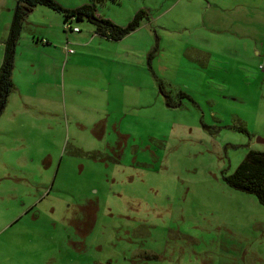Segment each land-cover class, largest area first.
Returning a JSON list of instances; mask_svg holds the SVG:
<instances>
[{"label":"rangeland","instance_id":"374dc122","mask_svg":"<svg viewBox=\"0 0 264 264\" xmlns=\"http://www.w3.org/2000/svg\"><path fill=\"white\" fill-rule=\"evenodd\" d=\"M56 1L146 15L120 40L45 5L26 17L0 117V264H264V205L226 181L264 152V0ZM16 5L0 0V67Z\"/></svg>","mask_w":264,"mask_h":264},{"label":"trees","instance_id":"16d2710c","mask_svg":"<svg viewBox=\"0 0 264 264\" xmlns=\"http://www.w3.org/2000/svg\"><path fill=\"white\" fill-rule=\"evenodd\" d=\"M97 2L104 0H94ZM117 1V0H112ZM45 5L64 13V23L67 20L87 19L95 25L96 34L107 38L120 40L137 29L146 13L139 11L126 26H121L110 19L96 14L93 4H86L74 9H66L56 0H17L15 14L10 29L8 41L4 50L3 63L0 67V117L7 105L8 97L13 88L12 74L16 55V45L23 23L33 7ZM226 181L234 188L254 193L264 205V152L250 151L236 170L226 177Z\"/></svg>","mask_w":264,"mask_h":264},{"label":"built area","instance_id":"2783aa9c","mask_svg":"<svg viewBox=\"0 0 264 264\" xmlns=\"http://www.w3.org/2000/svg\"><path fill=\"white\" fill-rule=\"evenodd\" d=\"M64 29L69 32V31H73V32H79L80 31V28L78 26H73V20H67L65 21L64 23ZM66 50L68 51V53H73L74 50L72 48H69L67 45H66Z\"/></svg>","mask_w":264,"mask_h":264},{"label":"water","instance_id":"95a60500","mask_svg":"<svg viewBox=\"0 0 264 264\" xmlns=\"http://www.w3.org/2000/svg\"><path fill=\"white\" fill-rule=\"evenodd\" d=\"M257 141H258L259 143H264V138H258Z\"/></svg>","mask_w":264,"mask_h":264},{"label":"crops","instance_id":"0c3cea01","mask_svg":"<svg viewBox=\"0 0 264 264\" xmlns=\"http://www.w3.org/2000/svg\"><path fill=\"white\" fill-rule=\"evenodd\" d=\"M80 31H81V30H80ZM80 31H79V32H80Z\"/></svg>","mask_w":264,"mask_h":264}]
</instances>
